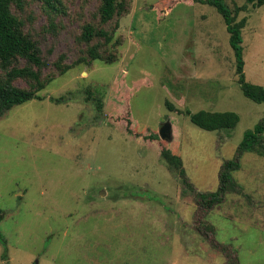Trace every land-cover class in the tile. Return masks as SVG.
<instances>
[{"label": "rangeland", "instance_id": "rangeland-1", "mask_svg": "<svg viewBox=\"0 0 264 264\" xmlns=\"http://www.w3.org/2000/svg\"><path fill=\"white\" fill-rule=\"evenodd\" d=\"M127 1L112 65L86 58L100 40L80 41L85 25L100 26V0L11 7L47 65L42 99L0 118V264H264V158L240 157L238 189L221 205L205 211L196 196L217 191L221 167L264 117L240 91L222 18L192 0ZM224 1L232 11L246 3ZM241 19L246 81L264 87V5ZM57 64L73 67L60 74ZM201 110L239 122L204 131L186 113Z\"/></svg>", "mask_w": 264, "mask_h": 264}, {"label": "trees", "instance_id": "trees-1", "mask_svg": "<svg viewBox=\"0 0 264 264\" xmlns=\"http://www.w3.org/2000/svg\"><path fill=\"white\" fill-rule=\"evenodd\" d=\"M49 7H54L56 0H43ZM171 1V0H168ZM187 0H175L169 4H175ZM195 4L208 5L222 18L227 34L229 36V46L233 52L235 60V73L237 83L242 95L256 104H264V87L249 83L244 74L243 59V39L242 30L245 27L246 20L237 21V15L247 10L248 5L253 8H259L264 5V0H246V3L240 7H235L232 11L224 0H192ZM21 0H0V118L12 108L25 104L33 99L41 100L37 94L45 88L46 82L43 79V70L46 63L42 60L37 43L30 38L22 28V22L12 13V5L20 7ZM167 5L166 10L170 11ZM169 7V8H168ZM129 2L127 0H100L98 10L99 24L106 25L115 20L111 30H105L102 27L85 25L80 35V41L89 44L94 39L100 40V44L90 47L86 52V58L89 61H101L107 65H112L117 61L116 53L113 51L119 46L118 41L113 42L115 31L119 28L118 20L129 14ZM111 45V49H107ZM79 60L77 63H83ZM21 62L23 66H19ZM76 64V63H75ZM73 67V64L62 66L55 65V69L60 74L65 73ZM17 80L24 81L26 88L17 87L14 83ZM49 81V80H48ZM90 92H87L86 98L90 99ZM58 103L62 99H50ZM97 112L101 110L99 99L94 101ZM190 122L204 131L232 130L239 122V117L233 112H208L198 111L196 113L186 112ZM130 133V131H129ZM264 117L254 126L252 130L244 133L235 157L226 161L219 171V188L216 192L200 193L197 192L198 205L205 211L211 210L214 206L221 205L224 197L229 192L238 189L233 173L240 169L239 159L245 153H255L264 158ZM160 138V135H159ZM161 139V138H160ZM161 160L171 170L178 173L182 184L190 191L193 190L185 176L180 157L173 154L169 149L162 148L160 152ZM3 260H6L5 256Z\"/></svg>", "mask_w": 264, "mask_h": 264}, {"label": "water", "instance_id": "water-1", "mask_svg": "<svg viewBox=\"0 0 264 264\" xmlns=\"http://www.w3.org/2000/svg\"><path fill=\"white\" fill-rule=\"evenodd\" d=\"M168 130H169V125H165L159 132L160 138L163 140L168 139Z\"/></svg>", "mask_w": 264, "mask_h": 264}]
</instances>
